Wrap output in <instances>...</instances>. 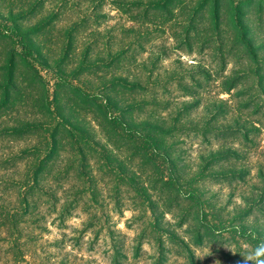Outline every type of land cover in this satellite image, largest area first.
Segmentation results:
<instances>
[{"label":"rangeland","instance_id":"1","mask_svg":"<svg viewBox=\"0 0 264 264\" xmlns=\"http://www.w3.org/2000/svg\"><path fill=\"white\" fill-rule=\"evenodd\" d=\"M261 242L264 0H0V264Z\"/></svg>","mask_w":264,"mask_h":264},{"label":"clouds","instance_id":"2","mask_svg":"<svg viewBox=\"0 0 264 264\" xmlns=\"http://www.w3.org/2000/svg\"><path fill=\"white\" fill-rule=\"evenodd\" d=\"M241 264H264V242L241 258Z\"/></svg>","mask_w":264,"mask_h":264}]
</instances>
